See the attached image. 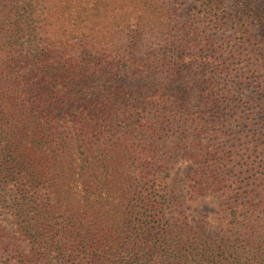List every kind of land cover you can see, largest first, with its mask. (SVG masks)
I'll return each mask as SVG.
<instances>
[{
  "label": "rangeland",
  "instance_id": "374dc122",
  "mask_svg": "<svg viewBox=\"0 0 264 264\" xmlns=\"http://www.w3.org/2000/svg\"><path fill=\"white\" fill-rule=\"evenodd\" d=\"M13 1L22 12L25 0ZM98 3H103L100 9H93L87 2L83 4L86 10L73 13L75 21L82 15L85 19L82 24L60 21L61 11L54 13L58 9H53L54 17L46 25L55 53L52 58L44 59L40 67L47 73L46 81L61 82L70 92L72 106L70 110L64 107L68 113L62 105L53 103L55 95L50 92L42 96L39 104L8 100L13 91L20 99L26 97L23 77L27 67L33 68L36 52L21 57L7 44L10 41L22 44L26 40L24 34L18 38L9 27L0 30L3 96L0 116L10 115L5 122L0 118V136L17 131L18 128L12 129L15 120L24 122L32 114L41 116L43 124L52 126L47 134L56 138L66 132L73 137L82 134L80 138L91 148L100 147L96 153H102L103 149L109 153L133 152L139 158L130 166L136 169L134 176L138 180L133 187L110 183L101 171L88 172L101 183L87 187L79 180L80 174L74 176L69 172L70 185H63L55 198V203L61 204L60 216L77 219L80 232L87 238L114 235L116 243L126 240L127 244L122 242L119 251L108 243L94 249L84 248V260L76 259L71 250L59 249L63 236H40L36 231L26 230L25 226L34 221L33 213H24L22 209L21 212L17 207L21 200L16 195L14 181L3 184L0 180V264H169L163 250L155 247L153 255H149V249L155 246V241L163 240L162 235L170 238L171 229L184 234L182 244H178L183 252L173 264H180L185 253L193 255L190 259L197 258L205 246L213 249L222 238L246 245L244 232L240 233L230 219L222 218L215 187H209L201 195L192 181L195 178L200 181L203 175L200 171L218 158L228 160L223 185L237 180L247 182L257 173L264 177V152L256 158L252 155L256 144L264 148V121L259 118V112L264 109L261 97L264 91L259 88L264 82L262 44H256V52L251 53L236 40L222 41L221 34L228 28L220 27L209 29L211 38L206 39L199 32L204 29L202 13L189 9L195 0L190 6L185 5L184 13L179 11L171 18L164 13L163 6L156 7L155 14L146 13L138 0H99ZM235 9L232 6L230 13H235ZM212 50L229 58L228 70L221 72L213 61ZM6 61L10 68L3 65ZM19 104L23 105L15 107ZM186 108L194 114L200 112L198 119L185 123ZM247 118L254 122L248 127ZM57 122H67L69 129L56 128ZM76 123H86L89 127L81 133ZM126 124L135 125L124 130ZM120 137L122 140L118 141ZM113 143L120 144L114 147ZM155 160L167 162L164 170L154 171ZM212 181L209 179L206 186ZM126 192L153 202L157 195L166 194L163 219L158 221L150 214L132 219L123 215L122 209L129 203ZM257 192L264 200V188ZM40 194L43 196L45 191ZM93 200L102 209V219L96 211L87 209L88 201ZM109 204L115 206L108 207ZM20 222H24L22 229ZM116 223L117 228L112 229ZM170 223L176 224L175 228L166 229ZM95 253L109 254L115 263L106 260L92 263L88 258Z\"/></svg>",
  "mask_w": 264,
  "mask_h": 264
},
{
  "label": "trees",
  "instance_id": "16d2710c",
  "mask_svg": "<svg viewBox=\"0 0 264 264\" xmlns=\"http://www.w3.org/2000/svg\"><path fill=\"white\" fill-rule=\"evenodd\" d=\"M138 1L142 3V9L150 14H155L156 7L161 8L163 6L165 8L164 13L169 16L168 18H171L175 13H179V11L184 13L185 5L190 6L193 2V0ZM233 1L231 4L230 0H195L193 6L189 9H197L202 13L204 29L201 28L199 32L206 39L211 38L209 29L214 31L217 27L222 29L228 28L221 34L220 38L222 41L236 40L241 46L250 49L251 53H255L256 49L254 47L256 44H262L264 48V0ZM87 2L95 10L100 9L101 4H103L98 3L99 0L95 4L94 0H25L24 10L20 12L22 9L13 0H0V30L4 27H9L16 32L18 38H22L23 34L26 37V40L22 44L14 41L8 42V47L21 55V57L30 54L31 51L36 52L33 68L27 67V72L25 73V77H23V82L26 84L23 94L26 97L20 99V97L14 94L15 91H13L12 95L8 98L11 103L18 101L23 103L27 101L31 104H39L43 101L42 96L50 92L55 95L54 104L59 107L62 105L65 112L67 110L64 107L70 110L69 108L72 106L69 104L72 100L70 92L65 90L61 82L60 84H56L55 82L46 81L45 76L47 73H43L40 67L44 59L52 58L55 53L54 49L51 48L52 43L48 37L50 31L46 25L54 17L53 9H58L54 13L61 11L58 17L60 21L69 24H72L71 22L84 23L85 19L82 18V15L75 21L76 16L74 17L73 13L86 10L83 4ZM232 6L236 8L233 14L230 13ZM66 11H69L68 14ZM188 25L192 26V24ZM260 30L262 34H260ZM208 51L211 52L210 50ZM183 55H186V53H183ZM212 56L213 61L217 62L218 67L222 69V73L229 69V58H226L225 54L212 50ZM8 63L6 61L3 65L10 68L11 65ZM259 88L264 91V82ZM227 93L230 94V90H227ZM261 97L264 99V95H261ZM2 99V92H0V100ZM53 103H50V105ZM22 105L19 104L15 107ZM59 109L61 111V108ZM165 109L167 110V108ZM183 116L186 119L184 122L189 123V120L198 119L200 112L194 114L186 108ZM4 117L5 114L2 117L0 116L2 122H5L4 120L8 119L10 115L7 114ZM40 117L29 114L24 122L15 120L17 123L13 125L12 129L18 128V130L7 134L3 138L0 136V180L3 184L14 181L16 195L21 200L20 204H17L19 205L17 207L21 212L23 210L24 213H33L34 221L25 226L26 230L36 231L40 236H63L59 249L67 248V250H71L73 252L72 255L76 259L84 260V257H82L84 248L94 249L101 246V244L103 245V243H108V245L113 246L114 249L119 251L122 242L124 245L127 244L126 240L116 243L114 235L111 238H103L102 236H97L96 239L87 238V236L80 232V222L77 219L64 214L60 216L62 211L60 208L61 204L59 202L55 203V198L59 197L58 194L63 185H70L69 172H73L72 175L74 176L80 174L79 180L82 185L87 187H92L95 182L97 185L101 183V181L96 179L95 175L88 174L89 171L94 173L101 171L110 179V183L115 181L116 185L133 187L134 183L138 180L134 176L136 169H132L130 166L136 164L139 158H136L133 152L129 154L109 153L107 152L109 151L108 149H103L102 153H96L95 151L100 149V147L91 148L90 144L80 138L82 134H77V137H73L66 132L67 135L65 134L62 137L56 138L54 134H47L50 132L49 128L52 126L43 124L40 121ZM259 118L264 121V109L259 112ZM253 123V119L247 118V127ZM20 124H23L22 128ZM66 124L67 122L61 124L57 122V125L54 124V126L56 128H61L62 126L68 130L69 126H66ZM78 125L79 128L77 130L81 133H84L87 127H89L86 123ZM134 125L126 124L122 128L124 130L131 129ZM121 140L122 137L118 138V141ZM255 140L259 141L257 138ZM118 144L120 143H113V146L116 147ZM113 151L116 152L117 150L113 149ZM263 152L264 148H262V145L256 144L252 150V155L256 158ZM193 159L197 160L195 156ZM211 161L212 163L209 167L200 171L203 173L201 180L199 181L195 178L192 181L196 183L194 189L199 191V194L204 195L209 187H215V191H217L220 199V213H223L222 218L230 219L231 223L240 233L244 232L246 236L244 242L246 245H242L240 242L237 243V240L230 241L222 238L218 246L213 249L210 246H208L210 249L205 246L204 252L198 254V257L195 259H190L193 255L185 253V258L179 263L264 264V200L261 198L262 194L257 192L264 188L262 173L253 174L247 179V182L245 180H237L232 181V184L227 186L223 185L226 180L223 175L226 176L227 158L212 159ZM166 164V161L157 162L155 160L154 171L156 168L164 170L163 165ZM77 170L79 171L76 172ZM204 177L207 178V181L203 180ZM209 179H213L212 184L206 186L209 183ZM111 188L110 190H112ZM43 190L45 194L42 196L40 193ZM125 197L129 199V203L124 210L121 208L123 215L132 219L134 216L150 214V217L158 221L163 219L165 215L164 208L167 204L166 199L168 198L166 194L157 195V200L154 202L151 199L140 200V196L138 197L136 194H129L127 192L125 193ZM95 203V200L92 202L88 201L86 206L88 207L87 209L96 211L95 214L98 215L102 213V209L95 206ZM114 206L115 204L108 205V207ZM98 216L102 219L101 214ZM21 222L19 223L20 229H22L24 224V222ZM167 222L170 221L168 220ZM117 225L118 223L114 224L112 229H116ZM174 225L176 224H166V229L169 226L170 228H175ZM177 227H180V225H177ZM150 229H155V227H150ZM170 233V238L162 235V241H155V246L149 249V255H153V249L157 247L163 250L166 262L173 264L177 262L176 259L183 252V250L179 249L178 244H182L184 240L182 236L184 234L174 233L172 229ZM123 239H129V237ZM112 257L109 254L104 256L95 253L89 256L88 260H91L92 263H103L105 260L108 263H115Z\"/></svg>",
  "mask_w": 264,
  "mask_h": 264
}]
</instances>
